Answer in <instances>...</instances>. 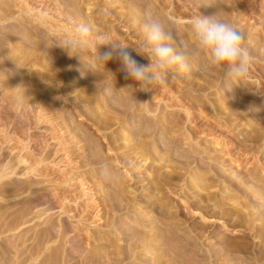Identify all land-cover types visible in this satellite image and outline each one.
I'll list each match as a JSON object with an SVG mask.
<instances>
[{"label":"rangeland","instance_id":"obj_1","mask_svg":"<svg viewBox=\"0 0 264 264\" xmlns=\"http://www.w3.org/2000/svg\"><path fill=\"white\" fill-rule=\"evenodd\" d=\"M90 3L0 0V264H264V0ZM146 12L190 46L195 15L243 29L248 76L201 51L142 91L58 45L87 21L146 66Z\"/></svg>","mask_w":264,"mask_h":264},{"label":"clouds","instance_id":"obj_2","mask_svg":"<svg viewBox=\"0 0 264 264\" xmlns=\"http://www.w3.org/2000/svg\"><path fill=\"white\" fill-rule=\"evenodd\" d=\"M132 22L138 24L144 34L142 44L135 50L149 58L150 63L146 66L132 58L127 50L129 46L107 34H96L94 26L87 21L76 23L69 37L58 45L69 57H78L82 66V56L93 47L96 60L104 67L108 61L118 58L126 78L135 81L134 88L142 91L166 83L175 73L190 74L194 59L201 51L207 54L208 64L220 68L228 80H241L249 74L252 57L244 46L246 33L233 23L216 16L208 18L199 14L191 17L189 24L195 44L190 46L178 40L167 18L146 12L134 16ZM102 46H108V50L101 53ZM100 168L102 174L107 176L110 173L109 163H102Z\"/></svg>","mask_w":264,"mask_h":264},{"label":"bare ground","instance_id":"obj_3","mask_svg":"<svg viewBox=\"0 0 264 264\" xmlns=\"http://www.w3.org/2000/svg\"><path fill=\"white\" fill-rule=\"evenodd\" d=\"M217 2V1H216ZM84 3H85V7L87 8V10H90V8H91V3H90V0H84ZM219 5V4H218ZM223 7H225V6H223ZM220 9V8H219ZM225 11V10H224ZM175 11L173 10L172 11V13H174ZM171 14V13H170ZM248 14V13H247ZM181 19V18H180ZM195 75V74H194ZM198 76V75H197ZM43 77V76H42ZM200 78V77H199ZM30 88V87H29ZM89 104V103H88ZM104 123V122H103ZM102 124V123H101ZM260 135V134H259ZM136 149V148H135ZM137 150V149H136ZM141 151V150H140ZM139 151V152H140ZM143 151V150H142ZM138 152V151H137ZM144 154V153H143ZM143 154H141V155H143ZM151 158V157H150ZM21 160V159H20ZM146 161V160H145ZM4 164V163H3ZM3 164H1V161H0V179H2V178H4V177H6V176H9L10 174H12L13 173V168H12V166L10 167L9 165L8 166H6V165H3ZM6 164V163H5ZM13 166H15V165H13ZM28 167V166H27ZM33 168V167H32ZM26 169H28V168H26ZM250 179V178H249ZM197 183V182H196ZM167 184V183H166ZM9 187V186H8ZM3 188V187H2ZM122 194V193H121ZM159 200V199H158ZM158 210V209H157ZM232 212V211H231ZM236 212V211H235ZM226 213V212H225ZM227 214V213H226ZM237 216V215H236ZM233 217V216H232ZM243 218V217H242ZM240 219V218H239ZM233 230V229H232ZM149 242V241H148ZM97 264L99 263V261L98 262H96Z\"/></svg>","mask_w":264,"mask_h":264}]
</instances>
